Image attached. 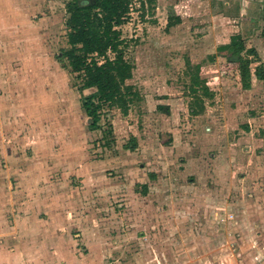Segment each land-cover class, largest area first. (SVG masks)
Returning a JSON list of instances; mask_svg holds the SVG:
<instances>
[{"label": "rangeland", "instance_id": "obj_1", "mask_svg": "<svg viewBox=\"0 0 264 264\" xmlns=\"http://www.w3.org/2000/svg\"><path fill=\"white\" fill-rule=\"evenodd\" d=\"M69 1L0 0V245L37 216L32 264L264 263V0H133L116 91L69 67Z\"/></svg>", "mask_w": 264, "mask_h": 264}, {"label": "trees", "instance_id": "obj_2", "mask_svg": "<svg viewBox=\"0 0 264 264\" xmlns=\"http://www.w3.org/2000/svg\"><path fill=\"white\" fill-rule=\"evenodd\" d=\"M132 6L133 0H70L67 3V38L72 48L64 52V57L72 72L83 73L82 89H118L111 86L108 70L123 62L124 56L118 52L120 27L128 22ZM173 25L174 22L169 20L168 27ZM262 33L264 37V30ZM109 53L115 54V58L112 59ZM199 104L193 102L190 105L191 114L197 115L204 110V104ZM197 106L200 108L196 109ZM83 109L94 119L98 106L88 98L83 102ZM95 123L90 124L91 129L96 127Z\"/></svg>", "mask_w": 264, "mask_h": 264}, {"label": "crops", "instance_id": "obj_3", "mask_svg": "<svg viewBox=\"0 0 264 264\" xmlns=\"http://www.w3.org/2000/svg\"><path fill=\"white\" fill-rule=\"evenodd\" d=\"M90 89H93V88H90ZM5 172L8 173L9 169L2 171V173H5ZM8 182L11 183L10 180H8ZM30 218L35 221V225L33 227L34 229H32L29 234L30 238L26 241H22V243L20 242L18 243L17 241L14 240V243L13 242L12 243L15 245V247H12L11 249H4V246L0 245V264H32V262L28 263L25 258L27 257L26 256L27 251L25 249L27 247H28L27 249L30 251L36 250L40 256H41V253L44 252L43 244L45 242L39 243L38 241H39V238L40 240H43L44 239L43 237L47 236V231L44 233L43 231L44 229H42L41 227L37 229L38 225L41 226V219H38L37 216L35 217L32 216ZM54 227L55 229H57V224H55ZM54 230L52 229L51 231H54ZM1 235L2 233H0V236ZM25 242L26 243L29 242L30 244H25ZM45 246L47 245L45 244ZM54 262H55L54 264H60L59 260L58 261L56 260ZM33 264H46V263L45 261H42L40 258L39 259L35 258L33 261Z\"/></svg>", "mask_w": 264, "mask_h": 264}, {"label": "built area", "instance_id": "obj_4", "mask_svg": "<svg viewBox=\"0 0 264 264\" xmlns=\"http://www.w3.org/2000/svg\"><path fill=\"white\" fill-rule=\"evenodd\" d=\"M255 264H264V263H262V262H257V263H255Z\"/></svg>", "mask_w": 264, "mask_h": 264}]
</instances>
